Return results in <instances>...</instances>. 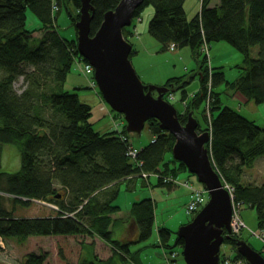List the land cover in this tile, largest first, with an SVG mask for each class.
<instances>
[{
	"label": "trees",
	"instance_id": "trees-1",
	"mask_svg": "<svg viewBox=\"0 0 264 264\" xmlns=\"http://www.w3.org/2000/svg\"><path fill=\"white\" fill-rule=\"evenodd\" d=\"M120 1L92 0L95 11L91 35L100 28L105 13ZM185 1L145 0L134 15L141 16L149 6L154 9L148 32L162 51H172L173 44L174 49H191L198 65L196 71L169 78L164 85L170 91L164 98L168 100V95L173 94L176 101L186 105L183 111L178 110L183 124L190 112L196 117L195 110L205 104L202 109L205 126L196 118L201 131L212 130L208 148L213 166L225 183L235 187L236 199L256 211L258 226L264 231V180L261 183L244 180L247 170L264 157V126L232 107L223 106V92L215 90L225 84L248 101L264 103V0H220L214 7L212 0H202L201 10L191 19ZM66 4L75 6L74 13L67 7L76 33L71 40L64 38L53 24L55 13ZM80 6L81 0H0V68L5 72L0 78V168L6 145H15L21 160L18 171L0 172V236L20 242L40 236H81L82 249L76 264H143L142 253L150 245L137 250L131 246L153 236L156 201L142 199L128 212L121 213L116 204L120 186L128 180L126 185L131 189L135 179L143 178L142 173L176 178L182 169H188L174 159L176 138L162 129L157 119L146 122L145 128L152 133L151 141L140 147V153L133 159L127 155V146L134 143L124 115L114 110L115 117L124 122L121 130L96 131L90 122L92 106L82 102L77 92L65 89L75 59L81 58L76 27ZM29 10L44 29L36 47L31 46L33 32L26 27ZM135 27L133 21L124 28L127 40L135 34ZM221 41L228 42L243 56V65L237 66L241 73L234 81L227 79L223 66L209 62L211 44ZM255 46L257 56L252 53ZM203 51L207 54L201 59ZM135 53L133 45L131 55ZM21 76L26 87L18 93L14 84ZM195 77L200 79L201 87L187 100V87ZM157 179V186H177L158 176ZM35 200L55 205V213L35 217L15 215L17 206H29ZM124 222L130 224L125 231L138 228L136 240L114 238V229ZM244 230L224 241L234 247L236 258L243 260L236 242L242 239ZM173 235L175 242L170 244ZM96 239L111 246V256L102 258L96 252ZM158 239L160 244H152L154 247L174 249L183 244L177 232L168 227L159 228ZM167 253L171 255L172 251ZM48 255L30 252L22 264H45ZM220 259L224 264L221 251Z\"/></svg>",
	"mask_w": 264,
	"mask_h": 264
},
{
	"label": "rangeland",
	"instance_id": "rangeland-1",
	"mask_svg": "<svg viewBox=\"0 0 264 264\" xmlns=\"http://www.w3.org/2000/svg\"><path fill=\"white\" fill-rule=\"evenodd\" d=\"M220 0H212L211 6L219 5ZM187 6H189L190 12H188L187 16L189 19L193 18L198 12L201 10V0H187ZM67 7L70 9L72 13L75 12V6L73 4H69V6L62 5L61 10L57 11L54 15L53 24L55 28L60 32V34L66 39H74L76 38L75 27L71 22L70 16L68 14ZM151 6L147 7L146 9L150 8ZM145 9V10H146ZM187 9V8H185ZM188 9L186 10L187 13ZM55 18H57L55 20ZM141 22V21H140ZM137 22L136 24H138ZM27 29L33 32L34 38L31 40V46L36 47L40 43V39L43 35V24L41 21L36 17L34 13L30 10L27 12ZM129 40L134 43V49L139 51L136 54L131 55V60L133 63L134 68L135 65H142L145 68H148L150 65H157L162 68H168V61L167 58L169 55H165V53H161L155 57L149 56L143 50H140L138 45L135 44L137 38L129 37ZM78 45V42H77ZM186 50H189V47H184ZM181 48V49H184ZM171 54L170 52H167ZM252 53L254 56L258 55V46H255L252 49ZM207 53L203 51V54L200 56L201 59ZM209 62L213 66H223V69L226 72V77L230 81H234L237 78L241 70L237 68V66L243 65V56L242 54L235 49L232 45L228 42L221 41L215 42L211 44L210 52H209ZM187 67V69H184ZM197 61L196 58L193 57L192 59L187 58L182 67H179L172 75V77L178 75H190L194 73L197 69ZM137 70V69H135ZM138 73V71H137ZM5 75L3 69L0 68V78ZM138 75L141 77V80L147 84L152 85L154 83H150L148 80V73L144 76ZM92 76L84 74L77 63L75 62L71 71L68 75L67 81L65 83V89L68 91H75L77 92L79 99L92 106V116L90 118V122L93 124V127L96 131L101 133L109 132L114 130H121L124 126L123 120L119 117H115V111L112 107L106 102L104 99L99 86L97 85L95 88L91 86L90 79ZM171 78V77H170ZM166 83V82H165ZM15 89L18 93H21L25 87L26 82L23 76L19 77L15 84ZM201 87L200 79L198 77L193 78L190 85L187 87V91L189 93V97L187 100H191L194 93H196ZM215 90L223 92L221 96V101L223 106H229L233 109L237 110L247 118L251 120H255L258 125L264 126V103L257 104L255 101H248L246 97L242 94L234 95L237 92L232 91V89L222 84L218 86ZM180 93L177 95L180 98ZM186 100V101H187ZM172 103L175 104L176 108L181 112L185 109V106L180 100H170ZM205 104L198 110H195V115L199 119L202 126H205V121L202 117V109L204 108ZM51 116V114H49ZM125 119V118H124ZM131 136V140L133 141L134 145L138 148H142L145 145L149 144L151 141L152 133L146 127L140 134L129 132ZM170 157V156H169ZM21 167V160H20V153L18 148L15 145H6L3 150L2 154V162H1V171L6 172H15L18 171ZM172 168H175L176 165L171 164ZM182 172L179 173V185L184 183L186 180H189L191 185L199 188L204 189V184L198 180V177L195 174L189 172V170H181ZM152 182L157 181V178L152 176ZM121 193L125 190V186L122 184L121 186ZM127 190L128 189L126 185ZM146 188V187H142ZM170 191L169 187H165L164 192L168 194ZM188 189L184 185H180L178 188L173 190L172 192H176V194H183L187 192ZM124 194H131L130 192H123ZM141 197H146V194H141ZM208 195V194H207ZM142 199V198H140ZM118 198L117 203L120 202ZM205 201L204 205L207 203ZM140 201V200H139ZM162 201V202H161ZM172 204V205H171ZM202 205L201 208L204 206ZM55 208L51 203L35 200L29 206H17L15 215L16 216H24V217H35V216H46L54 214ZM200 208V209H201ZM199 209V210H200ZM196 216V213H187L184 206H178L175 204V201H168L167 197L163 193H159V200L158 206L155 209V230L153 236L146 242H140L137 244L132 245L131 247L138 246L143 247L144 245H150L146 248L145 252L142 253L141 259L146 255L147 258L145 260L146 264H170L167 252H160L161 248L153 247L152 244L157 243V232L159 230L158 225L161 227H171L170 229L174 232H178L181 225L188 223L190 220ZM242 216L246 223L247 228L244 230L242 234V239L247 240L254 249L259 251L264 256V241L261 238H258L252 235L251 231L257 232L258 234H264V231L260 229L258 226L257 221V214L256 211L251 207H243ZM182 223V224H180ZM123 226H127L130 228V224L128 222H124L118 225L114 229V238L119 239V229H122ZM176 235H173L172 239L170 240V244H174ZM83 237H31L26 241L20 242L17 239H4L6 251H0V264H22L24 256L29 254L30 252H47L48 259L45 264H76L79 260L80 253H81V245L80 242ZM88 241L91 239L87 238ZM96 252L102 257L107 258L112 255L111 246L108 244H104L102 241L96 239ZM143 245V246H141ZM180 250V254L176 258L178 264H186L184 260V255L182 253V249L179 247L177 248ZM166 251L171 252L173 249H167ZM235 249L230 243L224 242L221 245V254L226 257L235 258ZM243 264H250L244 262Z\"/></svg>",
	"mask_w": 264,
	"mask_h": 264
},
{
	"label": "water",
	"instance_id": "water-1",
	"mask_svg": "<svg viewBox=\"0 0 264 264\" xmlns=\"http://www.w3.org/2000/svg\"><path fill=\"white\" fill-rule=\"evenodd\" d=\"M145 0H121L105 13L100 28L91 35L95 8L92 0H81L78 30V51L93 65L94 77L106 102L123 114L127 131L140 134L146 122L155 118L162 129L172 133L175 160L184 163L209 192V200L192 221L177 232L182 239L186 264H220V249L231 238L232 200L225 183L210 158V131L199 129V121L189 113L183 124L175 105L164 97L170 88L147 85L134 68L133 45L124 36V28L135 18V11ZM157 93L155 95L154 93ZM237 251L250 264H264L262 253L247 241L237 239Z\"/></svg>",
	"mask_w": 264,
	"mask_h": 264
},
{
	"label": "crops",
	"instance_id": "crops-1",
	"mask_svg": "<svg viewBox=\"0 0 264 264\" xmlns=\"http://www.w3.org/2000/svg\"><path fill=\"white\" fill-rule=\"evenodd\" d=\"M185 8L188 9V11H187V14H188V12H190V10H189V6H187V0L185 1ZM153 13H154V9L152 7L146 9L142 13L141 22H139L137 24L135 34H131L130 37L135 36L137 38V41L135 42V44L138 45L139 49L141 48L140 50H143L145 53H147L151 57H155L161 53H165V55H169V57L167 58L168 68H162V67L157 66V65H150L148 68H145V66H143V65L141 67L140 64L138 66L135 65V67H136V69L140 75L144 76L146 73H148V75H149L148 80L150 83H154V85L162 86L165 84V82L170 77L173 76L172 74L179 67L183 66V64L186 60V57L187 58L190 57V59H192L194 56H193V53L191 50L189 52V50H186L185 48L184 49L177 48V49H174L173 51L169 50L168 52H170L171 54H168L167 51L161 50V45L148 32V24H149V21L151 20V18L153 17ZM133 45H134V43H133ZM138 52L139 51L137 50L136 53H138ZM184 69H187V67H184ZM239 94L240 93H237L236 95H239ZM179 173L176 177L178 181H179ZM131 180H133V179H131ZM244 180L250 181V182H255V183H261L264 180V157L258 158L257 161L255 162V164L253 165V167L249 168L247 170V172L245 173ZM127 182H128V180H125L123 183V185L125 186V190H123V192L124 191L130 192L131 194H129V193L124 194L122 192L121 197H120V195L118 197L120 199L119 200L120 202L117 203V201H116V204L121 208V211H120L121 213L128 212L135 202H138L139 200H142L145 198L155 199L156 208H157L158 200H159V193H163L165 195V197H167L168 201H175L176 205L182 206V207L184 206V208L186 209V205H187V202L189 199V195L191 193L190 189H188V188H187L188 191L183 193V194H180V193L176 194V192H172L173 190L178 188L180 186L179 185V186H174L173 188H170L169 193L166 194L164 192L165 187L164 186H157L156 185L157 181L152 182L151 178H149V179H146V178L135 179L132 182L131 186H133V188L131 191V190H127V188H126ZM142 187H146V188H142ZM142 193L146 194L145 195L146 197H141ZM140 198H142V199H140ZM180 224H182V223H180ZM125 227L126 226H123L122 229H119L120 238L123 237V239L132 240V241L136 240L138 238V234H139L138 228L132 227L130 231H128V230L125 231ZM160 227L161 226L158 225V228H160ZM165 227H168V226H165ZM168 228H171V227H168ZM157 243L160 244L159 239H158V232H157ZM154 244H156V243H154ZM141 246H143V245H141ZM137 248H140V247L134 246L132 249L137 250ZM156 248H161L160 252H164V253L166 252L165 247L161 246V247H156ZM147 258H149V257H147L145 255L143 257V259H141L143 264H146L145 260Z\"/></svg>",
	"mask_w": 264,
	"mask_h": 264
},
{
	"label": "built area",
	"instance_id": "built-area-1",
	"mask_svg": "<svg viewBox=\"0 0 264 264\" xmlns=\"http://www.w3.org/2000/svg\"><path fill=\"white\" fill-rule=\"evenodd\" d=\"M141 21V17L138 16L135 18V22H140ZM172 49L176 48V46L173 44L171 46ZM207 48H205L206 50ZM75 62L77 63V65L79 66L80 70L86 74V75H90L92 76V79L90 81L91 86L92 87H96L97 83L96 80L93 77L94 74V67L93 65H91L89 62L84 61V59L81 58H76ZM169 99L171 100H175V96L173 94L169 95ZM208 109H209V105H207ZM210 135L212 134V130L210 128ZM212 137V135H211ZM140 153V149L138 147H136L135 145H128L127 146V155L133 159L137 158L138 154ZM142 165V163H141ZM142 175L144 177H148L150 175H148L147 173H142ZM158 177L162 178V180L164 182H171L173 181L172 177H166V176H160L159 174H156ZM184 186L189 187L191 189V193H190V198L188 200V203L186 205V211L187 213H195L197 212L202 205H204L205 201L207 200V198H209V195L207 190L205 189H199V188H194L192 186H190V182L186 181L183 183ZM225 187L228 189L230 195H231V200H232V221H231V227H232V234H239L241 233L244 229L247 228L245 221L242 218L241 212H242V208H243V204L242 202H240L239 200L236 199L235 196V187L232 186L231 184H227L225 185ZM54 206V205H53ZM55 208H57L56 206H54ZM253 232V235L264 239L263 235L258 234L257 232ZM0 251L1 252H5L6 251V246H5V242L4 239L0 236ZM179 252L174 250L172 251L171 255H170V259H169V263L170 264H178L176 262V258L178 257ZM244 261L243 259H239V258H231V257H226L225 256V262L224 264H243Z\"/></svg>",
	"mask_w": 264,
	"mask_h": 264
},
{
	"label": "clouds",
	"instance_id": "clouds-1",
	"mask_svg": "<svg viewBox=\"0 0 264 264\" xmlns=\"http://www.w3.org/2000/svg\"><path fill=\"white\" fill-rule=\"evenodd\" d=\"M211 140V139H210ZM143 176V175H142ZM155 177H157V175H154ZM143 178H146V179H149V178H151L150 176L149 177H144L143 176ZM189 200V199H188ZM188 203V202H187ZM201 210V209H200ZM200 210H198L197 212H195L196 214L200 211ZM187 212V211H186ZM194 213V214H195ZM192 221V220H191ZM189 223V222H188ZM186 224V223H185ZM181 248L182 250H183V247L182 246H178V247H176V248H174L172 251H174V250H176V251H178L179 252V254L181 253L180 252V250L179 249H177V248ZM166 251V250H165ZM166 252H169V251H166ZM182 253H183V251H182ZM168 256H170V255H168ZM176 262H177V260H176Z\"/></svg>",
	"mask_w": 264,
	"mask_h": 264
},
{
	"label": "bare ground",
	"instance_id": "bare-ground-1",
	"mask_svg": "<svg viewBox=\"0 0 264 264\" xmlns=\"http://www.w3.org/2000/svg\"><path fill=\"white\" fill-rule=\"evenodd\" d=\"M77 47H78V46H77ZM173 50H174V49H173ZM173 50H172V51H173Z\"/></svg>",
	"mask_w": 264,
	"mask_h": 264
}]
</instances>
